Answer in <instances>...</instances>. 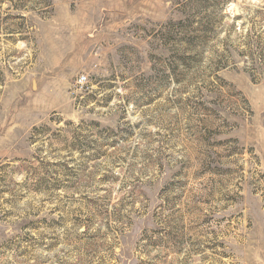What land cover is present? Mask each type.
I'll use <instances>...</instances> for the list:
<instances>
[{
  "label": "rangeland",
  "instance_id": "374dc122",
  "mask_svg": "<svg viewBox=\"0 0 264 264\" xmlns=\"http://www.w3.org/2000/svg\"><path fill=\"white\" fill-rule=\"evenodd\" d=\"M0 264H264V0H0Z\"/></svg>",
  "mask_w": 264,
  "mask_h": 264
},
{
  "label": "built area",
  "instance_id": "2783aa9c",
  "mask_svg": "<svg viewBox=\"0 0 264 264\" xmlns=\"http://www.w3.org/2000/svg\"><path fill=\"white\" fill-rule=\"evenodd\" d=\"M78 81H79V83H81V84H85V83H87V81H88V77H87L86 75H81V76L78 78Z\"/></svg>",
  "mask_w": 264,
  "mask_h": 264
}]
</instances>
